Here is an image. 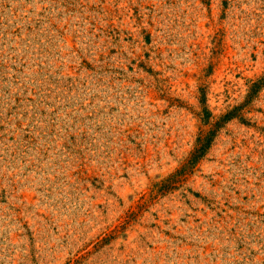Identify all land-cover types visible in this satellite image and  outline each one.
Segmentation results:
<instances>
[{"label":"rangeland","instance_id":"1","mask_svg":"<svg viewBox=\"0 0 264 264\" xmlns=\"http://www.w3.org/2000/svg\"><path fill=\"white\" fill-rule=\"evenodd\" d=\"M263 79L264 0H0V264H264Z\"/></svg>","mask_w":264,"mask_h":264},{"label":"trees","instance_id":"2","mask_svg":"<svg viewBox=\"0 0 264 264\" xmlns=\"http://www.w3.org/2000/svg\"><path fill=\"white\" fill-rule=\"evenodd\" d=\"M264 85V79L261 81H258L256 83H254L252 85L251 88V92H250V97L251 95H254L258 92V90ZM205 96H203L202 100H201V105L203 107V112H204V118L208 121L210 118V114L207 112L206 108H205ZM235 111H237V108L232 110L231 112H229L228 114L222 116L221 121L222 122H226V121H230L231 119L234 118V113ZM217 126V124H216ZM215 136V130L214 131H210L207 134H202L198 137L197 139V144H196V148L195 150L191 153V156L189 158V165L191 167L195 166L199 160H201L205 154L207 153L208 149L210 148L213 138Z\"/></svg>","mask_w":264,"mask_h":264}]
</instances>
